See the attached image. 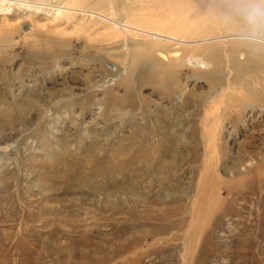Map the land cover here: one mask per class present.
I'll list each match as a JSON object with an SVG mask.
<instances>
[{
    "label": "rangeland",
    "instance_id": "rangeland-1",
    "mask_svg": "<svg viewBox=\"0 0 264 264\" xmlns=\"http://www.w3.org/2000/svg\"><path fill=\"white\" fill-rule=\"evenodd\" d=\"M200 1L205 4L202 10L211 13L210 18L216 19L223 10L219 8L220 0ZM147 5L152 7L148 1L142 4L144 9ZM169 10L165 6L152 7L150 12L172 17ZM30 31L27 27L26 35ZM71 37V45L60 46L57 59L47 62L36 60L39 56L34 53L44 47L34 37L27 39L29 48L25 46V50L18 46L1 52L0 48V264H183V260L193 264V258L187 259L185 253L188 234L193 231L191 218L168 233L160 229L185 219L182 213L187 202L175 198H182L192 184L194 189L203 187L205 174L212 177V170L216 176L210 187L215 194L218 191L220 198L232 195L229 186L240 191L230 203L242 209L246 222L232 225L235 228L226 229V233L215 231L203 264H264V240L256 238L264 209V184L259 183L264 174L259 165L264 160L262 105L259 108L256 101L246 102L252 108L246 111L244 123H237L235 128L224 124V143L221 148L213 146L210 140L220 127L215 124L211 130L204 114L211 118L216 109L225 106L227 98L211 95L214 89L209 80L197 74L199 79L193 81V69L184 67L180 76L189 92L185 99L188 103L163 99L150 87L140 88L141 75L126 77L130 65L127 55L116 57L115 52L107 57L100 48L103 43L91 39L85 44L82 34ZM179 54L187 55L188 51ZM99 58L104 60L103 67L114 71L118 68L120 72L88 93L90 84L104 76ZM142 65H137L139 74ZM123 83H129L133 105L120 109L111 103L106 107L105 94L124 98L128 89ZM251 84L256 87L254 82ZM141 99L151 105L143 106V113ZM156 107L161 108L162 116L171 118L174 127L167 138L175 141L177 148L163 146L159 152L153 149L149 154L153 163H129L138 145L143 144L137 142V148L127 150L126 139L134 134L135 125L143 127V132L135 133L136 140L148 143V149H142L150 152L154 144L161 147L164 130L142 119L148 112L153 120L161 116ZM191 117L200 125L194 143L187 124ZM122 139L126 151L118 145ZM189 144L195 149L186 150ZM206 150L210 154L204 157ZM195 155L199 162L192 161ZM156 160L162 161L159 169ZM244 165H249L248 171L253 173L241 174L240 166ZM146 169L158 172L159 177L146 174ZM254 174L259 190L249 193L243 184L254 179ZM161 175L163 179H159ZM214 205L211 202L208 218L195 217L200 226L196 231L198 246L212 233L214 223L219 221L221 227L233 220L231 214L216 211L219 208ZM205 226L209 229L202 233ZM19 241L24 242L23 246H17Z\"/></svg>",
    "mask_w": 264,
    "mask_h": 264
},
{
    "label": "bare ground",
    "instance_id": "bare-ground-1",
    "mask_svg": "<svg viewBox=\"0 0 264 264\" xmlns=\"http://www.w3.org/2000/svg\"><path fill=\"white\" fill-rule=\"evenodd\" d=\"M147 1L151 3L152 7H169L172 17H162L151 13L152 7L149 5L144 9L142 4ZM220 1H222V4L219 8L224 10L225 0ZM202 9L205 10V4L200 0H0V48L1 52L14 50L18 46L20 50H25V46L29 48L27 39L34 37L36 40H41L44 47L34 53L39 56L36 60H42L43 62L53 61L57 59L56 54L60 53L58 52L60 46L63 48L69 47L72 43L71 36L82 34L85 44L91 39L103 43V45L100 43L102 45L100 48L107 57H112L115 52L118 53L116 57L123 58L124 56H121L120 53L127 55L126 57L129 58L127 61L130 62V65L126 70V77L132 79L133 75L136 77L141 75L140 88L144 86L150 87L155 95L171 101L176 98L182 104L188 101H185V99L189 92H187L186 87L181 82L180 71L188 66L193 69V81L199 79L198 74L202 79L210 81V85L214 89L211 95L216 97L224 95V98H227L222 109L218 111L216 109L211 118L208 117V113L204 114L203 118L205 124L209 123L211 130L216 125L220 127L216 130V136L210 141L213 146L221 148L224 143L222 142L221 128L224 124H232L235 128L237 123H244L243 119L246 111L252 108L246 102L256 101L259 104V108L262 105L264 109V49L255 50L239 41L237 36L241 31V26L234 21L224 20L221 15L223 10L217 13V18L215 19L210 18L208 14L211 13L207 14ZM166 11L167 9H164L163 12ZM27 27L31 29L29 35H26L25 32ZM180 51H188V54L180 55ZM197 51L201 53L197 54ZM98 62L102 64L100 67L105 64L102 58H99ZM139 63L143 64L140 74V70L137 69ZM119 72L118 68L114 71L104 66V76L96 83L90 84L87 90L88 93L100 87L99 84L103 85L106 78L115 77ZM136 77L135 80L137 79ZM253 82L256 87L251 84ZM123 87L128 89L124 93L123 99L112 93L105 94L106 98L103 99V103H105L106 107L111 103H116L120 109L124 105L129 108L133 105V92L130 90L129 83H123ZM217 90L219 92L216 94ZM234 92L242 95L234 98ZM146 102L144 99L140 100L141 113L145 111L143 106L147 105L148 108L151 106L150 103ZM119 108L116 109L119 111ZM155 111L161 116L153 120L148 115V112L142 119L145 122L153 121V126H159L161 130H164V138L159 141L161 147L154 144L150 146V152H146V149H148L146 147L148 146L147 141L145 139L136 140L135 134L143 132V127L135 125L134 134L126 139L129 142L127 150L137 148V142L138 144L143 142V144L138 145V150L135 151L136 154L132 156L129 163H153L154 161H151L149 156L153 149L155 152H159V149L162 150L164 147L172 150L177 148V143L170 140V137V139L167 138L168 131L174 127L170 121L171 118L167 119V117L162 116L163 111L161 108L156 107ZM196 115L198 113H194V116ZM187 124L189 135L194 143L196 140H194L195 136L200 133V125L192 117L187 120ZM182 126H184L183 122ZM124 141L125 139H122V142L118 141V145L124 148ZM179 145L180 143H178ZM143 147H146V149H142ZM207 148L209 149V143ZM185 149L195 148L192 144H189ZM124 151H126L125 148ZM208 154H210L209 150H206L204 157ZM192 158L193 162H199L198 156L195 155ZM156 162L159 169L162 166V161L156 160ZM259 165L263 167V171L264 160ZM248 168L249 165L240 166V173L252 174L253 171H248ZM144 169L142 167L143 171ZM258 169L260 170L261 168L258 167ZM145 171H147L145 172L146 174L153 175L152 177H159L158 172L153 173L150 169ZM212 172V177L208 172L205 174L207 180L205 183L203 182V187L194 189V184H192L187 193H184V196L182 195V198H175L180 202H187V209L182 213L183 215L186 214L185 219L182 218L178 224L167 226L166 230L160 229L161 233H168L179 228L188 218H191L193 222L191 229L193 231L188 234V244L184 247L187 259L193 258V264H203L204 257L206 258V255H208L207 249L213 243L212 234L215 231L226 233V229H233L239 226L242 224L241 221L246 222L242 216V209L234 206V203H230L234 199L232 196L240 191H234V188L229 186V190H227L232 195L220 198V194H217L218 191L215 194L213 187H210V185H213L211 183L213 176H216L214 175V170ZM199 173L200 171L194 175L192 181ZM259 174L258 178L260 177ZM262 176L259 183L264 184V174ZM254 177V179H250L243 184L245 191L248 190L249 193L259 190L258 180H255L258 179L257 175L255 176L254 174ZM159 179H163V175ZM192 193L193 196H191ZM217 195L218 197L216 198ZM193 198L195 200L192 203ZM216 201L220 203V207L214 205L217 203ZM211 202L212 206L219 208L216 211H223L227 215L231 214L233 220L221 227L219 221L218 224L217 222L214 223L210 227L212 233L202 239L199 245L200 248H198L196 231L200 226L196 223L195 217L205 216V218H208L206 215ZM257 212L260 211L258 210ZM216 213H213V215ZM260 217L258 221L260 233L259 235L257 234L256 238L257 240H264V209L260 213ZM232 225L235 227H232ZM243 228L247 230L246 223H244ZM208 229V226H205L201 229V232L206 233ZM232 236L230 238L233 240ZM20 241L17 246H21V243L24 244V242ZM241 241H243L242 238ZM183 264H185L184 260Z\"/></svg>",
    "mask_w": 264,
    "mask_h": 264
},
{
    "label": "clouds",
    "instance_id": "clouds-1",
    "mask_svg": "<svg viewBox=\"0 0 264 264\" xmlns=\"http://www.w3.org/2000/svg\"><path fill=\"white\" fill-rule=\"evenodd\" d=\"M241 26L237 39L252 49H264V0H225L221 13Z\"/></svg>",
    "mask_w": 264,
    "mask_h": 264
}]
</instances>
